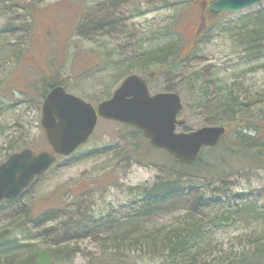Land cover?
<instances>
[{"label": "rangeland", "instance_id": "rangeland-1", "mask_svg": "<svg viewBox=\"0 0 264 264\" xmlns=\"http://www.w3.org/2000/svg\"><path fill=\"white\" fill-rule=\"evenodd\" d=\"M212 1L0 0V162L25 147L49 149L39 124L42 98L27 90L31 83L56 74L68 92L94 105L130 73L152 72L149 91H165L184 72L176 65L163 70L170 56L196 36L186 74L196 71L197 84L217 102L204 109L177 92L185 119L177 130L264 119V0L219 14L209 11ZM232 97V109L217 108ZM168 164L169 154L137 129L99 118L73 154L59 157L0 207V239L20 245L1 253L0 264H18L42 249L50 251L52 264H160L164 253L147 233H158L159 242L161 233L182 223L191 204H173L154 218L136 215L142 188L171 175ZM211 190L216 203L202 210L206 234L179 264H255L251 253L264 245V168L236 165ZM230 203H246L257 215L244 220L233 213L215 223L217 212H233ZM41 212L49 218L35 228ZM60 239L66 241L55 244Z\"/></svg>", "mask_w": 264, "mask_h": 264}, {"label": "water", "instance_id": "water-1", "mask_svg": "<svg viewBox=\"0 0 264 264\" xmlns=\"http://www.w3.org/2000/svg\"><path fill=\"white\" fill-rule=\"evenodd\" d=\"M260 0H214L210 10L236 12ZM180 96L173 91L151 94L145 79L136 73L125 76L112 94L95 105L52 86L40 104L39 124L50 151L34 152L29 147L10 153L0 162V201L12 199L37 176L45 172L56 156H68L94 132L98 119L129 124L140 130L155 148L164 149L177 161L193 162L204 147L216 145L225 133L223 125H205L176 131L184 123L178 119ZM50 252L39 251L36 264H51Z\"/></svg>", "mask_w": 264, "mask_h": 264}, {"label": "trees", "instance_id": "trees-1", "mask_svg": "<svg viewBox=\"0 0 264 264\" xmlns=\"http://www.w3.org/2000/svg\"><path fill=\"white\" fill-rule=\"evenodd\" d=\"M165 1L166 0H160L159 4ZM200 14L202 17V11ZM196 39L197 36L195 37L194 43L185 51L183 48L175 51L170 56V62L163 70L174 67V65H176L177 68H183L184 72L180 75V77H182L181 81H178L176 85H172L168 90L177 92L183 91V100L191 97L192 100L202 105L204 109H208V107L210 108L217 102L215 99L216 97L211 96L207 91H204L202 85L197 84L198 73H196V71L186 74V69L188 68L186 58L195 52ZM161 53L164 57H168V55L171 54H167L163 51ZM173 58H175V62ZM151 74L152 72L143 75L147 82L150 81L149 77ZM53 76H56V74L47 76L51 77L49 79L43 78L37 83H31L27 90L32 95L43 98L48 89L55 84H60L65 88L64 83L62 81H56V78ZM236 99L232 97L226 102L220 103V106H215L214 108L230 107L229 109H232V105L233 107L236 106ZM211 118H214V116L211 115ZM214 121L219 122L220 120L216 119ZM225 126L226 132L221 137L220 141L215 146L204 148L194 162L190 164H181L171 158L172 164H168L167 166L171 175L157 179L150 185L142 188L140 198L141 208L136 218H143L146 216L154 218L156 212L162 214L163 210H166L167 207L173 204L177 205L179 202L188 201L191 204L182 223L180 225H171L174 227L161 233L160 239L158 240L159 242H157L158 233L156 234L151 231L147 233L146 238L148 242L154 246L157 244V250L160 253H164V257L160 261V264H179L183 262L185 257L195 247L194 244L206 234L203 227L204 215L202 210L216 203L215 199L211 198V195L215 198L217 195L215 191L211 190V186L215 181L225 179L229 175V172L239 164L264 168V119L260 118L251 122L245 120L239 125L230 122ZM233 126H240V128H234ZM221 188L220 191L224 189V185H222ZM207 191H210L209 195H206ZM20 195L13 199L0 202V207L12 203ZM189 196H191V198H188ZM248 203L251 202L249 201ZM230 204L231 206H235L233 203ZM233 213L244 220L250 218L252 214H254V216L257 215V212L250 213L249 206L246 203H240L239 206L234 207L233 212L228 211L226 215L217 212L214 218L212 217V220L215 223L222 222L225 219L232 218ZM41 214H35L38 218L37 221L34 220L35 228L41 225V222L49 218H47V215ZM42 230L45 231V229ZM42 230L39 232L42 233ZM52 235L57 237L58 229L56 227L53 228ZM63 241L66 240L60 239L55 244ZM18 246L20 247L14 239H10L9 241L0 239V254ZM255 247L256 248L251 253V259L255 264H264V245ZM57 250L58 248L55 249V252ZM36 258L37 252L34 251L25 256L18 264H35ZM87 264L126 263L121 261L110 262L99 260L96 262L95 260H90Z\"/></svg>", "mask_w": 264, "mask_h": 264}, {"label": "bare ground", "instance_id": "bare-ground-1", "mask_svg": "<svg viewBox=\"0 0 264 264\" xmlns=\"http://www.w3.org/2000/svg\"><path fill=\"white\" fill-rule=\"evenodd\" d=\"M46 250V249H45ZM49 251V250H48ZM38 256V255H37ZM37 259V258H36Z\"/></svg>", "mask_w": 264, "mask_h": 264}]
</instances>
